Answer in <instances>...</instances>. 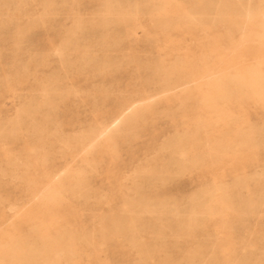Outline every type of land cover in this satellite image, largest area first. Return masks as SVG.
Segmentation results:
<instances>
[{
  "label": "rangeland",
  "instance_id": "1",
  "mask_svg": "<svg viewBox=\"0 0 264 264\" xmlns=\"http://www.w3.org/2000/svg\"><path fill=\"white\" fill-rule=\"evenodd\" d=\"M107 1L0 0V132L23 134L19 142L0 138V264L11 257L9 245L29 243L27 226L37 215L20 187L7 182L3 159L11 154L16 163L25 142L33 144L29 122L17 119L52 81L70 93L55 102L59 139L46 141H54L45 144L46 165L59 184L81 174L89 198L45 208V224L77 230L83 222L90 232L127 210L135 223L126 234L144 246L138 253L130 242L110 243L96 254L70 255L78 264H228L226 249L234 263L264 264V28L257 15L264 0H233L252 11L240 25H177L158 42L141 21L95 26ZM176 2L179 16L194 0ZM175 63L184 80L174 88L141 87L152 80L148 68ZM126 103L132 119L118 136L102 142L95 135L90 153L75 149L74 137ZM177 138L185 158L164 149ZM150 170L160 173H143Z\"/></svg>",
  "mask_w": 264,
  "mask_h": 264
},
{
  "label": "bare ground",
  "instance_id": "2",
  "mask_svg": "<svg viewBox=\"0 0 264 264\" xmlns=\"http://www.w3.org/2000/svg\"><path fill=\"white\" fill-rule=\"evenodd\" d=\"M106 7L101 19L95 24L93 23L95 26H134L141 21L157 34L158 38L156 37L155 42H158L160 37L169 36L177 25H201V28H206L227 20L240 25L247 22L252 15V11H244L243 6L233 0H222V2L216 3L212 0H194L189 10L181 11L179 16L175 10L176 0H143L141 5L133 7H125L118 2L108 0ZM144 12L148 14L146 19L141 18V14ZM257 15L260 26L264 28V11H259ZM77 29L80 27L78 26ZM133 34L135 35V29ZM117 40L119 41L118 38L113 39V43ZM64 63L67 70L70 64ZM177 63L169 68H164L161 64L148 68L152 80L141 87L174 88L176 82L184 80L182 68L178 67ZM28 76L26 75L23 80ZM53 84L54 81L49 82L48 86L43 89L40 101L35 106L27 105L22 110L21 117L17 119V124L21 120L29 122L30 138L33 139V144L25 142L22 156L16 163L11 154L6 155L3 159L4 167L8 168L11 173L7 182L20 187L30 207L34 208L32 209L33 213L37 215L30 219L27 226L26 238L29 243L16 242L9 245L11 257L8 261L2 259L1 264H68L71 261L70 264H78V260L70 255H81V251H91L96 254L103 247L109 246L110 243H118L119 246H122L124 243L130 242L132 247L140 253L144 248L142 240L138 236L130 235L128 237L126 234L127 231L133 230L131 226L135 221L129 215L134 212L128 214V211L124 210L121 217L109 216L104 223L102 222L90 232L86 230L83 222L79 224L77 230L52 219L45 224V219H43L45 218V208L60 207L68 198L75 200L89 198V189L81 174H69L66 183L59 184L53 180L54 169L46 165L45 144L52 145L54 142L46 143V141H58L59 139L57 129L61 123L57 120L58 111L55 102L62 100L70 93L59 92ZM132 111L130 104L126 103L120 108L118 114L107 122L101 121L88 134L74 137L72 141L75 143V149H83L88 146V153H90L91 141L95 135H98L102 142L111 141L112 138L120 134L122 126L129 125ZM0 135L5 143L23 140V134L20 131L15 133L1 131ZM182 140L183 138L174 139L168 142L164 149L171 151L179 158H185ZM157 172L160 173L159 170ZM157 172L150 170L143 173L154 175L158 174ZM1 176L3 177V175ZM145 206L157 207L159 202L148 203ZM127 214L129 217H125ZM221 254L226 257L228 264H240L229 259L232 253L228 249L223 250ZM146 259L149 261L151 257L148 256ZM188 262L193 263L194 258L189 259ZM202 263L215 264L216 262L211 260L207 263L202 261Z\"/></svg>",
  "mask_w": 264,
  "mask_h": 264
}]
</instances>
